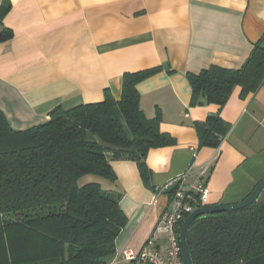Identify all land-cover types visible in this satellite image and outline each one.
I'll return each mask as SVG.
<instances>
[{"label": "crops", "instance_id": "1", "mask_svg": "<svg viewBox=\"0 0 264 264\" xmlns=\"http://www.w3.org/2000/svg\"><path fill=\"white\" fill-rule=\"evenodd\" d=\"M3 5L10 11L0 31L11 29L14 37L0 44V110L15 131L46 123L58 106L103 102L107 89L120 101L124 74L157 69L137 87L140 109L147 119L160 118L161 133L175 144L149 151V182L137 160L111 154L116 182L94 176L79 182L99 183L127 216L108 264H136L118 254L139 253L150 238L158 249L167 247V235L156 230L176 186L201 180L207 205H232L264 179V82L244 97L235 87L219 108L205 101L193 106L187 78L211 66L239 70L255 45L264 48V0H0ZM214 116L229 131L218 149L201 147L195 124Z\"/></svg>", "mask_w": 264, "mask_h": 264}, {"label": "trees", "instance_id": "2", "mask_svg": "<svg viewBox=\"0 0 264 264\" xmlns=\"http://www.w3.org/2000/svg\"><path fill=\"white\" fill-rule=\"evenodd\" d=\"M9 11L0 8V22ZM13 37L3 28L0 44ZM156 72L124 74L120 101L107 89L103 102L58 106L46 123L26 131L13 130L0 110V264H108L127 216L99 183L79 182L85 176L116 182L109 154L137 160L149 182V151L175 144L161 133L160 118L147 119L140 109L137 87ZM187 78L193 106L222 108L235 87L243 97L260 89L264 48L255 45L239 70L211 66ZM229 128L220 116L195 124L200 146L215 149ZM186 243L193 264H244L264 255V190L245 209L197 218Z\"/></svg>", "mask_w": 264, "mask_h": 264}, {"label": "built area", "instance_id": "3", "mask_svg": "<svg viewBox=\"0 0 264 264\" xmlns=\"http://www.w3.org/2000/svg\"><path fill=\"white\" fill-rule=\"evenodd\" d=\"M204 173L205 170L201 172V175ZM183 177L171 182L166 188L182 180ZM208 199L209 189L201 180L189 188L179 187L172 197L171 210L161 215L156 230L158 233L167 235V247L164 250L158 249L156 240L150 238L139 253L125 248L118 254L117 260L124 259L136 264H184L178 232L179 225L197 208L207 205Z\"/></svg>", "mask_w": 264, "mask_h": 264}, {"label": "water", "instance_id": "4", "mask_svg": "<svg viewBox=\"0 0 264 264\" xmlns=\"http://www.w3.org/2000/svg\"><path fill=\"white\" fill-rule=\"evenodd\" d=\"M264 190V179L259 182L251 194L242 202L232 205H205L197 208L192 214H190L187 219L183 222L180 229V243L182 247V256L184 264H193L189 250L187 248L186 236L187 232L192 225V223L199 217L211 214L225 213V212H236L249 207L254 204L260 197ZM244 264H264V255L257 256L246 261Z\"/></svg>", "mask_w": 264, "mask_h": 264}, {"label": "rangeland", "instance_id": "5", "mask_svg": "<svg viewBox=\"0 0 264 264\" xmlns=\"http://www.w3.org/2000/svg\"><path fill=\"white\" fill-rule=\"evenodd\" d=\"M39 264H48V263H39Z\"/></svg>", "mask_w": 264, "mask_h": 264}]
</instances>
